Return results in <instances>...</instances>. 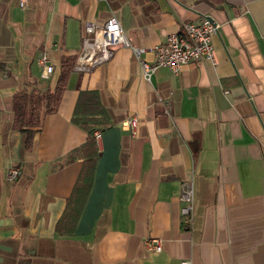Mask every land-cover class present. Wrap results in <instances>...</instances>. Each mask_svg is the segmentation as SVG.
<instances>
[{"label":"crops","instance_id":"obj_1","mask_svg":"<svg viewBox=\"0 0 264 264\" xmlns=\"http://www.w3.org/2000/svg\"><path fill=\"white\" fill-rule=\"evenodd\" d=\"M115 17L150 49L208 17L215 65L145 78L134 53L71 71L59 107L30 149L13 128L14 97L56 83L86 23ZM53 68L43 77L39 61ZM141 60L151 64L150 52ZM80 91L96 106L77 105ZM103 114L100 140L73 117ZM132 136L122 129L131 117ZM78 152L76 160L66 158ZM11 167L21 174L14 183ZM193 189L192 224L180 196ZM71 203L76 210L59 220ZM149 238L162 250L150 252ZM264 264V0H0V264Z\"/></svg>","mask_w":264,"mask_h":264},{"label":"built area","instance_id":"obj_2","mask_svg":"<svg viewBox=\"0 0 264 264\" xmlns=\"http://www.w3.org/2000/svg\"><path fill=\"white\" fill-rule=\"evenodd\" d=\"M96 1L102 2L104 0ZM27 2L28 0H18L19 8L25 9ZM180 28V32L168 35L162 44L144 49L131 47L119 21L115 17H110L102 26L86 23L82 45L76 55L72 71L86 73L109 62L112 59L113 51L119 47L128 48L134 53L143 75L147 79L160 68L168 69L173 76L177 77L181 69L191 62H209L211 65H215L212 38L218 34L219 25L208 17H202L196 22L185 21ZM147 51L154 56L151 64L141 60V55ZM39 63L43 68V77L48 79L53 68L47 64V57L42 56ZM137 127L138 120L134 116L122 125V129L132 136L136 134ZM92 138L94 141L99 142L100 130L93 131ZM20 174L19 167H11L6 173L5 181L14 183ZM180 200L183 203L180 210L183 226L189 228L193 220V189L191 185L184 187ZM144 246L150 252L159 253L162 250L161 240L157 238L146 239ZM179 264H191V262L183 260Z\"/></svg>","mask_w":264,"mask_h":264},{"label":"trees","instance_id":"obj_3","mask_svg":"<svg viewBox=\"0 0 264 264\" xmlns=\"http://www.w3.org/2000/svg\"><path fill=\"white\" fill-rule=\"evenodd\" d=\"M76 61V56L67 57L62 60L59 76L53 87H50V82H46L39 88L31 91L23 90L14 97L13 110L14 121L13 128L25 135V147L30 149L34 134L40 130L41 117L43 115L52 114L57 111L60 100L65 92L68 84V79L72 71V67ZM99 104L98 94L94 91H80L77 98V105L96 106ZM73 122L90 133L109 126L103 114L100 115H80L76 114L73 117ZM78 152H74L66 158V161L71 162L76 160ZM76 208L68 203L66 211L61 216V220L71 217L72 211Z\"/></svg>","mask_w":264,"mask_h":264}]
</instances>
